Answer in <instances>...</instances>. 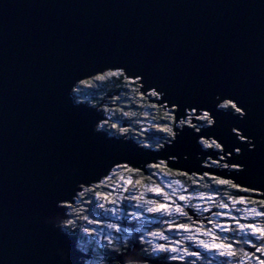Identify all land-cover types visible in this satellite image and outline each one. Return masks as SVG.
I'll return each mask as SVG.
<instances>
[{
	"label": "water",
	"instance_id": "95a60500",
	"mask_svg": "<svg viewBox=\"0 0 264 264\" xmlns=\"http://www.w3.org/2000/svg\"><path fill=\"white\" fill-rule=\"evenodd\" d=\"M107 71L163 95L157 104L174 109L169 144L96 129L102 112L73 91ZM187 110L211 126L178 131ZM207 158L240 169L202 167ZM159 164L264 201V0H0V264H84L62 226L67 207L118 167L147 175ZM138 247L107 264H159Z\"/></svg>",
	"mask_w": 264,
	"mask_h": 264
},
{
	"label": "rangeland",
	"instance_id": "374dc122",
	"mask_svg": "<svg viewBox=\"0 0 264 264\" xmlns=\"http://www.w3.org/2000/svg\"><path fill=\"white\" fill-rule=\"evenodd\" d=\"M135 81L139 84L140 79ZM81 83L73 91L74 100L77 103L78 97L81 99L80 95L83 92L78 90ZM149 94L150 96L156 95L155 100H151V103L157 104L160 95ZM159 106L170 108L168 104ZM95 108H99L104 116V120L96 128L98 131L106 132L104 131L106 125L112 124V122L117 124L113 120V114L108 110L105 111V102ZM148 114L144 110L139 111L137 116L141 117L140 121L132 122L131 125L138 126L141 131L148 127L151 128V124L148 121L149 118L147 119ZM186 114L187 116L181 119L175 127L178 131H181L183 127H188L191 128V132L197 134L200 128L211 126V123L208 125H203L202 123L197 125L195 123L197 118L194 119L192 117H196L195 112L187 110ZM123 116V118H126V116L130 115L125 114ZM199 116H206L211 121L207 113H201ZM187 121L190 123L188 126L185 125ZM194 124L198 128H194ZM125 129L120 128L117 135H122L124 136L122 138L129 140L131 138L124 134ZM232 132L239 136L237 131L232 130ZM153 137L156 143L160 139L158 136ZM238 139L242 143L246 142L243 138L239 137ZM201 141L205 140L201 139ZM211 142L216 145L214 141ZM204 150L222 155L220 148L217 150L215 148H206ZM235 153L239 154V151L235 150ZM226 156L229 155L226 154ZM197 158L200 157L197 156ZM216 159L222 162L226 161L222 156H216ZM208 160L214 166H211ZM207 163L208 165H206ZM201 165L202 167L216 170L238 171L240 169L236 166L220 164L210 158L205 159ZM113 172H115V169L110 172L106 179L111 177ZM163 178L164 181L162 182V179L161 185L157 188L147 184L139 185L140 183H135L131 177H124L118 180L113 190L114 192H112L114 193V199L104 203L103 213L97 219L96 228L94 229L93 234H95L96 240L101 247L118 249L125 246L127 242L136 239L144 244L147 251L153 253V255L161 253L167 255L170 258L169 261L185 262L188 259L192 261L199 259L204 264H230L231 261L234 264H261V261H264V250H257L258 247L264 249V238L260 237L259 232L254 233L251 228H241V225H254L258 229L264 228L262 216L257 215L259 212L242 205L245 202L240 200L232 201L225 197L226 203H223V201L210 195H201L200 193L198 195L195 192H187L183 186L171 179L173 177L164 174ZM83 190L79 193H82ZM75 202L76 199L74 204ZM215 205L219 213L214 212L213 216H210L213 217V222H205V215L209 214ZM192 206L200 209L196 211L197 216L202 217L205 220L204 222L195 223L193 218L188 215L189 211L193 210ZM66 215H69V211H66ZM155 215L157 216L154 217ZM65 221H63L62 225ZM124 222L127 224L125 225ZM133 245L134 243L132 242L131 246ZM161 245L164 246L163 250L160 248ZM220 245H228L229 247H220ZM246 247L253 248L251 255L244 253ZM222 252L225 255H221ZM229 252L234 254L227 255ZM203 255L204 257L202 258ZM84 264H89V262L85 260Z\"/></svg>",
	"mask_w": 264,
	"mask_h": 264
},
{
	"label": "trees",
	"instance_id": "16d2710c",
	"mask_svg": "<svg viewBox=\"0 0 264 264\" xmlns=\"http://www.w3.org/2000/svg\"><path fill=\"white\" fill-rule=\"evenodd\" d=\"M110 73L115 74L109 75ZM141 89L137 81L127 79L122 72L107 71L100 76L81 83L78 90L83 92H81L80 95L81 99L78 97L77 101L78 103H87L92 107H98L105 102V111L108 110L113 114V120H115L117 124L112 122V124L106 125V130L103 128L104 131L113 136L116 135V137L122 138L124 136L117 135V132H119L120 128H126L124 134L127 137L138 142L140 146L156 150L162 145L163 142L161 141L169 142L173 138L174 110L151 103V100H155L154 98L156 95L150 96L149 93L145 94ZM221 107L238 113L234 106L229 103H224ZM141 110L150 114H148L147 119L149 118L148 121L151 124V128L148 127L142 131L138 126L131 125L132 122L140 121L141 117L137 115H139V111ZM125 114L130 116L123 118ZM200 121L203 125L211 123L206 116H203ZM153 136H158L160 142L158 141L156 143ZM204 145L207 146L206 143H204ZM146 170L147 175H144L141 172L133 171L124 166L118 167L115 169V172L112 173L111 177L79 193L75 204L71 207H67L69 215L62 225L63 229L65 232L78 237L79 248L88 256L89 264H107L109 259L126 251L132 245V242L141 247L139 252L141 256L156 262L159 261V255L155 256L153 253L147 251L144 244L140 243L139 240L135 239L127 242L125 246L119 247L118 249H110L101 247L96 240L95 234H93L98 221L97 219L103 213L104 203H108L110 199H114V193L112 192H114L113 190L115 189L116 183L124 177H131L135 183H140L139 185L147 184L157 188L161 185L157 177H163V175L166 174L173 177L171 179H174L183 186L187 192H195L198 193V195H210L223 201V203H226L225 197L232 201H242L239 195L244 191L233 186L232 183L228 181L209 177L198 178L194 175L187 176L182 173L168 170L165 165L160 164L148 166ZM221 181H223V183H221ZM248 201L250 205L246 203L247 207L256 212H260L264 223V203L253 197L248 198ZM156 216L157 215L154 217ZM124 224L126 225L127 223L124 222ZM199 262L200 264H204L201 261ZM199 262L196 261L194 264H198Z\"/></svg>",
	"mask_w": 264,
	"mask_h": 264
},
{
	"label": "flooded vegetation",
	"instance_id": "af4514ba",
	"mask_svg": "<svg viewBox=\"0 0 264 264\" xmlns=\"http://www.w3.org/2000/svg\"><path fill=\"white\" fill-rule=\"evenodd\" d=\"M194 119L195 118H197L196 120H197V122H195L197 125L198 124H200L201 123V121H200V119H202V117H200V116H196V117H194V116H192ZM185 125H190V123H189V121H187V122H185ZM193 127L194 128H198V127H196V125L194 124L193 125ZM172 130H174V125H173V129ZM170 141H172V140H170ZM170 141L169 142H163L162 143V145L161 146H164V145H166L167 143L169 144L170 143ZM211 141H207V142H205V141H200V143H201V145H202V147L204 148V149H206V148H210V149H212V148H215L216 150L217 149H219V147L217 146V144L216 145H214L212 142L210 143ZM204 143H206L207 144V146H205L204 145ZM160 146V147H161ZM159 149V148H158ZM208 162L210 163V165L211 166H214L213 165V163L210 161V160H208ZM160 165H164V164H160ZM206 165H208V164H206ZM156 166V165H155ZM185 175V174H184ZM195 176V175H194ZM158 177H160V176H158ZM157 177V178H158ZM195 177H198V178H202V177H209V178H216V177H214V176H211V175H203V176H195ZM163 179V180H162ZM161 180H162V182L164 181V178L163 177H160V179H159V181L161 182ZM161 182V183H162ZM176 183H178V182H176ZM179 184V183H178ZM180 185V184H179ZM239 189V188H238ZM240 190H243V189H240ZM244 192L243 193H241L240 195H239V197H240V199L243 201V202H245V203H242V205H246L247 206V204L246 203H248L249 205H250V203H249V201H248V198H251V197H253V196H256L257 194H255V193H252V192H249V191H246V190H243ZM261 202H263L264 203V201H261ZM241 204V203H240ZM192 208H193V210H191V212L189 211V213H191V214H188L189 216H191V218H193V221H195V223H197V222H204L205 220V222H213L214 220L212 219L213 217H210V216H213V214H214V212L215 213H219L218 212V210H217V208H216V205L214 206V207H212V209L210 210V213L209 214H207V215H205V220L204 219H202V217H199V216H197V212L196 211H198V210H200V209H197V208H195V207H193L192 206ZM196 214H194V213ZM201 213V212H200ZM260 213V212H259ZM260 216H262V214L260 213ZM159 219H161V218H159ZM188 219V218H187ZM189 221V220H188ZM193 225V224H192ZM207 226H210V225H207ZM227 235V234H226ZM259 248V247H258ZM246 249H248L247 251H246ZM246 249L244 250V253H246V254H248V255H251V250H253V248L252 247H246ZM159 255V256H158ZM155 256H158V262L160 263V264H182V263H184V264H194V263H196V261L197 262H199V261H201L202 263H203V261L202 260H199V259H195V261H192L191 259H188V260H186L185 262H176V261H169V257L167 256V255H164V254H155ZM204 257V255L202 256V258ZM237 262H238V260H237ZM198 264H200V262L198 263ZM208 264H210V263H208ZM230 264H234L233 263V261H231V263Z\"/></svg>",
	"mask_w": 264,
	"mask_h": 264
},
{
	"label": "snow or ice",
	"instance_id": "6c2138e0",
	"mask_svg": "<svg viewBox=\"0 0 264 264\" xmlns=\"http://www.w3.org/2000/svg\"><path fill=\"white\" fill-rule=\"evenodd\" d=\"M114 74L115 73H110L109 75H114ZM233 106H235V105H233ZM221 183H223V181H221ZM253 211H255V210H253ZM257 215H260V213H257ZM241 228L242 229H244V228H251L254 233L255 232H259L260 237L261 238H264V228L258 229L254 225H241ZM220 247H229V246L228 245H220ZM160 248H161V250H163L164 246L161 245ZM257 250L258 251H261V250H264V249L258 248ZM173 251H175V249H173ZM233 254L234 253H232V252L227 253V255H233ZM221 255H225V253L222 252ZM261 264H264V261H261Z\"/></svg>",
	"mask_w": 264,
	"mask_h": 264
},
{
	"label": "bare ground",
	"instance_id": "6f19581e",
	"mask_svg": "<svg viewBox=\"0 0 264 264\" xmlns=\"http://www.w3.org/2000/svg\"><path fill=\"white\" fill-rule=\"evenodd\" d=\"M148 93L159 94V93H156L154 89L145 92V94H148ZM159 95H160V99H159V101H161L163 95H162V94H159ZM84 104H85L86 106H88V107H92L91 105H89V104H87V103H84ZM163 105H167V103H164ZM93 108H95V107H93ZM247 143H251V141H250V140H247ZM135 247H136V246H135ZM138 248H139V247H138ZM139 250H140V248H139ZM158 263H159V262H158ZM159 264H160V263H159Z\"/></svg>",
	"mask_w": 264,
	"mask_h": 264
}]
</instances>
